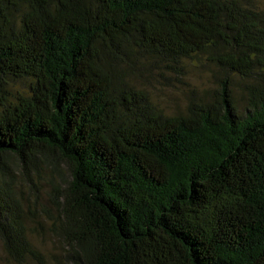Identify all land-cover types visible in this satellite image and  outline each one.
<instances>
[{
  "label": "trees",
  "instance_id": "obj_1",
  "mask_svg": "<svg viewBox=\"0 0 264 264\" xmlns=\"http://www.w3.org/2000/svg\"><path fill=\"white\" fill-rule=\"evenodd\" d=\"M202 56L215 89L183 113L124 82ZM47 171L53 264H264V9L0 0V241L16 264H48L22 189Z\"/></svg>",
  "mask_w": 264,
  "mask_h": 264
},
{
  "label": "rangeland",
  "instance_id": "obj_2",
  "mask_svg": "<svg viewBox=\"0 0 264 264\" xmlns=\"http://www.w3.org/2000/svg\"><path fill=\"white\" fill-rule=\"evenodd\" d=\"M259 7L264 9V0H256ZM180 76L146 73L139 79L131 77L125 81L132 82L137 89L145 90L157 108L167 116L183 113L191 96L198 99H208L215 89L216 69L202 56L183 63ZM236 106L239 112L244 110V101L239 91L234 90ZM43 181L30 190L23 187L24 218L30 242L39 253L46 257L48 264H53L55 257L61 251V246L49 231L48 220L55 216V211L49 203V182L51 173L44 172ZM0 264H16L10 260L0 241ZM26 264H33L27 260ZM59 264V263H57Z\"/></svg>",
  "mask_w": 264,
  "mask_h": 264
}]
</instances>
